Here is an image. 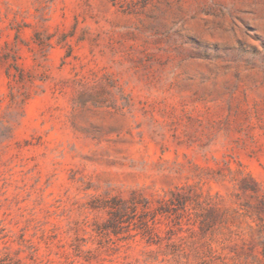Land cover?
Listing matches in <instances>:
<instances>
[{"label": "rangeland", "instance_id": "1", "mask_svg": "<svg viewBox=\"0 0 264 264\" xmlns=\"http://www.w3.org/2000/svg\"><path fill=\"white\" fill-rule=\"evenodd\" d=\"M0 264H264V0H0Z\"/></svg>", "mask_w": 264, "mask_h": 264}]
</instances>
